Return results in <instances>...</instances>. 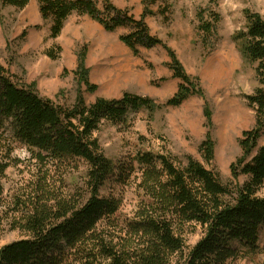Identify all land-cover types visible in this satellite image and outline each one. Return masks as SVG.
<instances>
[{"label": "trees", "instance_id": "obj_1", "mask_svg": "<svg viewBox=\"0 0 264 264\" xmlns=\"http://www.w3.org/2000/svg\"><path fill=\"white\" fill-rule=\"evenodd\" d=\"M30 1L0 0V5L22 10ZM155 2L142 0L136 20L111 4L100 10L94 0H36L42 21L50 24V38L78 15L110 33L129 27L119 40L133 56L140 48L165 49L172 77L180 81L165 103L175 107L192 95L202 96V90L174 53L149 34L144 19L154 15L150 5ZM208 17L212 21L202 13L197 26L204 42L217 38L219 20L215 14ZM245 19L233 42L257 82L245 97L255 123L239 139L241 156L230 165L228 183L189 156L180 160L166 151L138 149L115 162L104 156L94 133L103 123L119 127L135 114L156 111L151 99L124 94L86 104L80 88L74 103L63 107L19 85L0 64V238L9 231L21 235L0 248V264H230L264 257L259 246L264 232V20L250 12ZM84 57L78 56L75 73L94 93L97 86L88 81ZM205 116L209 121L207 110ZM15 145L29 156L13 157ZM198 150L206 163L213 161L210 132ZM10 168L18 180L6 189ZM189 226L202 232L191 247L185 243Z\"/></svg>", "mask_w": 264, "mask_h": 264}, {"label": "rangeland", "instance_id": "obj_2", "mask_svg": "<svg viewBox=\"0 0 264 264\" xmlns=\"http://www.w3.org/2000/svg\"><path fill=\"white\" fill-rule=\"evenodd\" d=\"M94 1L100 10L111 4L136 20L143 11L142 0ZM150 9L154 15L144 19L149 34L174 53L185 74L197 80L202 96L192 95L178 106H167L180 81L172 77L165 49L140 48L139 55L133 56L119 40L131 32L129 27L110 33L87 16L78 15H72L60 34L50 38V24L42 21L36 0L22 10L0 5V64L19 85L33 87L40 97L63 107L74 103L80 88L86 104L97 98L120 99L124 94L151 99L158 105L156 111L135 114L119 127L103 123L94 133L104 156L115 162L137 149L166 151L180 160L189 156L217 171L228 183L230 165L241 156L239 139L255 123L245 97L257 86L253 68L233 36L245 29L246 12L257 13L264 20V0H156ZM202 13L207 21H212L210 13L217 16L216 39L202 41L197 31ZM80 54L85 56L89 83L97 86L94 93L80 85L76 76ZM208 132L214 142V159L209 164L198 150ZM12 155L16 159L29 156L25 147L16 145ZM7 173L6 189L18 180L14 168ZM201 233L198 226H189L186 245L193 246ZM20 238L17 231L5 232L0 248ZM259 246L264 247V232ZM230 264H264V257L260 254Z\"/></svg>", "mask_w": 264, "mask_h": 264}]
</instances>
